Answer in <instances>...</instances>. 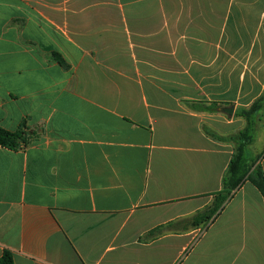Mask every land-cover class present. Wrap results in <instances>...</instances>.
<instances>
[{"label": "crops", "instance_id": "crops-1", "mask_svg": "<svg viewBox=\"0 0 264 264\" xmlns=\"http://www.w3.org/2000/svg\"><path fill=\"white\" fill-rule=\"evenodd\" d=\"M262 95L264 0H0V257L264 264L250 183L189 225Z\"/></svg>", "mask_w": 264, "mask_h": 264}, {"label": "trees", "instance_id": "trees-1", "mask_svg": "<svg viewBox=\"0 0 264 264\" xmlns=\"http://www.w3.org/2000/svg\"><path fill=\"white\" fill-rule=\"evenodd\" d=\"M263 107L264 95L256 99L248 108L236 110L234 116L241 118L245 125L243 129L225 139L233 144V151L222 176L221 190L211 196L212 201L209 206L189 220L190 227H205L211 224L222 211L224 205L246 182L257 189L264 202V173L258 162L260 157L253 158L248 151V147L254 142L259 114ZM29 141L30 139L23 129L17 132H9L0 128L1 147L16 151L28 145ZM161 229L158 227L150 233L159 232ZM0 264H14L12 254L4 251L0 257Z\"/></svg>", "mask_w": 264, "mask_h": 264}, {"label": "rangeland", "instance_id": "rangeland-1", "mask_svg": "<svg viewBox=\"0 0 264 264\" xmlns=\"http://www.w3.org/2000/svg\"><path fill=\"white\" fill-rule=\"evenodd\" d=\"M259 120L261 121L263 126L258 127V123H257L254 142L252 143V145L248 149V151L251 155H253V152H257L262 147V145L264 143V110L261 111L260 116L258 118V122H259Z\"/></svg>", "mask_w": 264, "mask_h": 264}, {"label": "water", "instance_id": "water-1", "mask_svg": "<svg viewBox=\"0 0 264 264\" xmlns=\"http://www.w3.org/2000/svg\"><path fill=\"white\" fill-rule=\"evenodd\" d=\"M228 114H231L232 113V108L228 109V110H225Z\"/></svg>", "mask_w": 264, "mask_h": 264}]
</instances>
